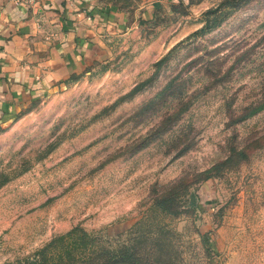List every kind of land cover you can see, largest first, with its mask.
I'll return each instance as SVG.
<instances>
[{
  "label": "rangeland",
  "instance_id": "1",
  "mask_svg": "<svg viewBox=\"0 0 264 264\" xmlns=\"http://www.w3.org/2000/svg\"><path fill=\"white\" fill-rule=\"evenodd\" d=\"M98 1L42 28L85 35L74 73L0 120V264L74 226L157 264H264V108L239 117L264 102V0Z\"/></svg>",
  "mask_w": 264,
  "mask_h": 264
},
{
  "label": "crops",
  "instance_id": "2",
  "mask_svg": "<svg viewBox=\"0 0 264 264\" xmlns=\"http://www.w3.org/2000/svg\"><path fill=\"white\" fill-rule=\"evenodd\" d=\"M104 6L98 0H0V120L74 73L88 49L83 34L75 38L73 32L58 35L42 28H75L92 16L95 21L106 16ZM151 7L146 6L147 13Z\"/></svg>",
  "mask_w": 264,
  "mask_h": 264
},
{
  "label": "trees",
  "instance_id": "3",
  "mask_svg": "<svg viewBox=\"0 0 264 264\" xmlns=\"http://www.w3.org/2000/svg\"><path fill=\"white\" fill-rule=\"evenodd\" d=\"M210 26L207 22L202 26L204 30ZM264 108V102L250 104L244 107L241 119L254 115ZM264 141V134L257 140ZM244 155L241 150L238 151ZM229 155L222 163H224ZM221 162L212 165L205 170V173L213 175L221 171ZM175 186L162 192L154 199L152 206L165 214H175ZM139 224V223H137ZM137 247L144 243L138 242ZM160 243L154 242V251ZM135 244H120L114 247L99 243V240L86 232L79 226H74L68 231L53 236L46 244L34 251L33 255L22 260V264H157L156 260H151L149 250L143 249L140 252Z\"/></svg>",
  "mask_w": 264,
  "mask_h": 264
},
{
  "label": "built area",
  "instance_id": "4",
  "mask_svg": "<svg viewBox=\"0 0 264 264\" xmlns=\"http://www.w3.org/2000/svg\"><path fill=\"white\" fill-rule=\"evenodd\" d=\"M26 2H34V1H36V0H25Z\"/></svg>",
  "mask_w": 264,
  "mask_h": 264
}]
</instances>
